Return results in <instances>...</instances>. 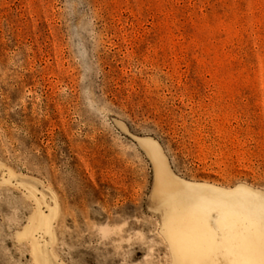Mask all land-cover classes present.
I'll return each mask as SVG.
<instances>
[{"label":"rangeland","instance_id":"374dc122","mask_svg":"<svg viewBox=\"0 0 264 264\" xmlns=\"http://www.w3.org/2000/svg\"><path fill=\"white\" fill-rule=\"evenodd\" d=\"M0 264H264V0H0Z\"/></svg>","mask_w":264,"mask_h":264},{"label":"bare ground","instance_id":"6f19581e","mask_svg":"<svg viewBox=\"0 0 264 264\" xmlns=\"http://www.w3.org/2000/svg\"><path fill=\"white\" fill-rule=\"evenodd\" d=\"M144 144V143H143ZM162 164V163H160ZM160 164H156V176H157V185L162 186L163 184H166L168 182H171L169 176H168V172L166 171L165 167L161 166ZM185 226L183 228L185 229H190L192 228V226L189 223H185ZM177 234H181L182 232L180 231H176ZM192 233H190L191 235ZM190 238H186L183 241V247L185 249H190ZM247 253V254H246ZM246 253L242 254L244 256V258L249 259V251H246Z\"/></svg>","mask_w":264,"mask_h":264}]
</instances>
